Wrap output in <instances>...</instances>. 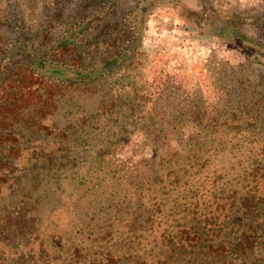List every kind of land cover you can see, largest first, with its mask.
<instances>
[{"label":"trees","instance_id":"16d2710c","mask_svg":"<svg viewBox=\"0 0 264 264\" xmlns=\"http://www.w3.org/2000/svg\"><path fill=\"white\" fill-rule=\"evenodd\" d=\"M131 2L123 12L129 25H104L88 45L118 40L123 55L133 50L154 0ZM119 3L86 0L82 7L94 9L68 33L82 35L101 15L117 13ZM208 6L185 8L186 17L201 22ZM232 19L229 28L237 35ZM61 38L56 52H76L72 59L82 60L74 41ZM114 60L101 58L106 71L97 76ZM248 66L225 67L224 95L215 105L195 96L180 110L157 112L141 89L123 86L122 100L113 97L98 111L74 110L63 122L56 118V95L96 87L97 76L84 73L88 66L82 64L74 68L76 78L46 80L19 70L12 83L0 86V264H147L135 246L141 214L161 210L169 190H175L176 205L181 192L195 196L199 188L209 192L214 209L201 224L191 220L189 229L176 232L175 246L199 264H264V70L254 84L242 73ZM116 107L123 110L120 124ZM135 134L152 153L135 165L122 164L117 155ZM191 168L192 178L180 181V171ZM119 238L123 251L114 246ZM196 250L204 258L193 257Z\"/></svg>","mask_w":264,"mask_h":264},{"label":"rangeland","instance_id":"374dc122","mask_svg":"<svg viewBox=\"0 0 264 264\" xmlns=\"http://www.w3.org/2000/svg\"><path fill=\"white\" fill-rule=\"evenodd\" d=\"M85 1L0 0V86L6 88L17 78L16 73L25 69L34 70L46 80L76 78L74 68L82 64L88 66L84 73L96 77L106 71L101 69V58L115 59L108 64L110 73L96 77L99 79L96 87L86 91L66 90L63 96L56 95L60 100L56 118L63 122L76 114L74 110L79 113L98 111L113 97L122 100L123 86L125 89L136 86L141 89L139 94L151 101L149 107L169 113L171 107L180 110L195 96H202L215 105L224 95L225 67L241 69L250 65L249 69L243 67V75L248 73L249 81L254 84L260 80L259 75L264 70V0H154L147 9L139 41L124 55L118 40L107 47L102 43H88L95 41V34L104 25L117 22L119 27H127L129 21L123 19V12L132 0H120L117 13L101 15L92 29L75 37L68 33V27L95 7L83 8ZM202 2L209 6L201 22L186 17L185 8L198 11ZM212 8L215 13L210 14ZM230 18L235 21L237 35L230 31ZM14 25L23 28L11 31L8 26L15 29ZM63 35L64 40L74 41L75 49L83 52L82 60L72 59L76 52H56L55 47ZM115 110L119 111L120 124L123 110L119 107ZM151 153L149 143L135 134L117 155V160L135 165L141 158H149ZM193 171L194 168L180 171V181L191 179ZM168 194L164 206L175 197V190H169ZM147 216L148 211L136 222V251L147 239L139 232ZM114 246L123 251V239L119 238ZM59 263L57 260L54 264Z\"/></svg>","mask_w":264,"mask_h":264},{"label":"flooded vegetation","instance_id":"af4514ba","mask_svg":"<svg viewBox=\"0 0 264 264\" xmlns=\"http://www.w3.org/2000/svg\"><path fill=\"white\" fill-rule=\"evenodd\" d=\"M196 195L192 196L188 191L181 192L182 200L174 202L169 201L161 210L156 208L147 216L148 220L154 219L152 224L145 223L143 229L139 232L147 238L140 243L137 249L142 256L140 260H145L147 264H199V261H193L188 251L179 249L175 246L177 238L174 236L180 229H189L191 220L196 224H201L204 214L208 210L214 209L215 203L205 192L204 189H194ZM176 196V194H175ZM210 200V202H209ZM210 207H206L211 203ZM182 205H177L181 204ZM152 227L151 230L147 228ZM164 234V235H163ZM169 239V240H168ZM173 239L171 242L170 240ZM193 257L204 258L202 251H194Z\"/></svg>","mask_w":264,"mask_h":264}]
</instances>
